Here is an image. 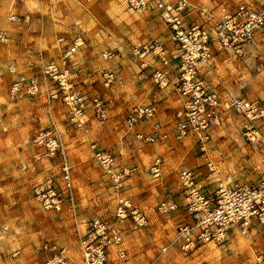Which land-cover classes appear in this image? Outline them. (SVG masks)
I'll use <instances>...</instances> for the list:
<instances>
[{
    "label": "rangeland",
    "instance_id": "1",
    "mask_svg": "<svg viewBox=\"0 0 264 264\" xmlns=\"http://www.w3.org/2000/svg\"><path fill=\"white\" fill-rule=\"evenodd\" d=\"M180 1L0 0V264H52L59 254L81 264V236L94 218L118 225L122 233V243L108 249L105 264H252L264 252L259 226L246 234L235 229L222 244H198L187 252L179 247L178 227L191 221L181 171L201 172L200 184L207 189L219 178L249 183L264 178V116L254 127L255 141L248 137L246 118L231 107L223 110L206 142L192 133L179 139L176 113L182 97L172 84H154L155 58L133 53L150 42L172 49L165 16ZM186 2L188 25H209L239 4L264 8V0ZM255 41L241 55L216 44L212 69L201 72L212 87L260 100L264 108V36L257 33ZM49 64H56L58 76L46 73ZM107 72L114 74L112 82L104 79ZM60 78L66 90L60 88ZM33 79L38 90L30 93ZM19 80H25L24 86L13 95L11 88ZM72 89L80 91L82 104L66 99ZM96 97L103 101L104 118L95 110ZM148 103L156 105L157 114L129 126L131 108ZM45 129L56 132L71 164L72 190L59 211H45L33 191L50 177L63 187L62 154L45 155L34 141ZM155 130L167 136L150 142L137 137V132ZM93 143L113 152L120 168H132L119 187L95 161ZM157 162L162 168L158 177L153 173ZM121 200L142 210L147 223L119 220ZM163 201H174L177 208L161 212ZM119 249L125 257H119Z\"/></svg>",
    "mask_w": 264,
    "mask_h": 264
},
{
    "label": "built area",
    "instance_id": "2",
    "mask_svg": "<svg viewBox=\"0 0 264 264\" xmlns=\"http://www.w3.org/2000/svg\"><path fill=\"white\" fill-rule=\"evenodd\" d=\"M187 6L186 0H182L174 11L165 16L171 28V50L165 44L150 42L136 46L133 53L141 58L146 55L155 58L159 65L152 73L154 84L160 88L172 84L182 97V108L176 113L179 118L175 132L177 138L192 133L196 134L199 141L206 142L210 138L211 127L221 122L223 110L231 107L246 118L248 137L255 141L257 131L254 127L264 116L261 101L238 96L234 90L212 87L203 77L201 68L212 69L213 46L216 44L228 53L241 55L246 45L256 42L257 33L264 36V8L256 9L248 4H239L233 11L209 25L198 22L188 25L183 15L188 12ZM104 56L108 57V54L105 53ZM262 61L264 64L263 57ZM143 62V66H146L145 61ZM172 64L176 70L173 77L170 75ZM45 71L51 76H58L56 64H49ZM113 75L112 72L105 73L107 83L112 82ZM23 81L25 80L14 82L11 88L13 95L22 90ZM59 82L60 88L66 90L61 78ZM27 90L30 93L38 90L34 79L29 81ZM221 91H224V96ZM79 93V90L72 89L66 99H78L82 104ZM94 107L98 117L106 116V109L99 97L94 98ZM156 114L155 104H137L129 111L126 121L129 126H134ZM166 136V133H158L156 130L151 133L137 132V137L148 142ZM34 141L45 155L62 154L60 167L63 187L50 177L36 183L33 188L35 199L45 211H59L66 200L65 194L72 190L71 164L53 129L39 131ZM91 150L95 161L110 175L116 187L133 171L132 168H120L113 152L102 149L95 143L91 145ZM206 164L209 172L215 171L212 162L207 161ZM161 169L159 162L154 164L153 173L156 177L161 175ZM201 176L202 173L195 170H183L179 173L186 199L185 209L191 217L190 222H183L178 227L177 240L183 251L193 250L198 244L209 242L222 244L235 229L246 234L259 226L264 233V178L252 183L219 178L214 180L211 189H207V185L200 184ZM176 208L174 201H163L159 205L161 212H170ZM116 216L119 220L130 217L136 226L147 223L144 212L129 200L120 201ZM122 241L118 225L99 218L90 220L81 236V264H105L108 249L120 245ZM117 253L120 258L125 257L124 249H119ZM61 255H55L49 263L71 264ZM252 264H264V252L259 253Z\"/></svg>",
    "mask_w": 264,
    "mask_h": 264
}]
</instances>
